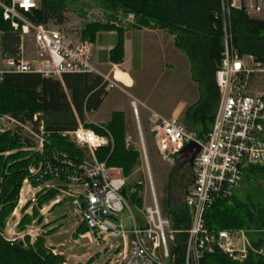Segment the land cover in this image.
I'll return each mask as SVG.
<instances>
[{
	"label": "built area",
	"instance_id": "obj_1",
	"mask_svg": "<svg viewBox=\"0 0 264 264\" xmlns=\"http://www.w3.org/2000/svg\"><path fill=\"white\" fill-rule=\"evenodd\" d=\"M38 2L0 0L2 19L9 22L11 30L20 39L15 55L4 53L0 47V81L6 74H38L43 78L61 79L65 74L91 73L104 79L106 92L119 88L117 80H110L93 66L92 44L82 40L80 32L74 30L70 34L63 28L35 25L26 19L24 13L37 9ZM241 6V0H220L224 28L230 10L240 9ZM243 7L247 13L261 10L253 4ZM129 17L133 18L132 15ZM27 36L36 51L33 58L25 57L24 39ZM257 75H264V67L256 63L252 56H239L225 28L222 58L215 73L218 106L207 135L199 137L196 131L187 129L178 117H163L149 112L148 122L162 156L172 155L175 158L189 144L199 146L193 162V181L183 197V204L190 215V227L185 231L183 264H201L204 254H214L217 250L235 261H242L251 247L242 231L238 235L231 231H209L204 215L214 203L231 198L241 188L247 168L264 165L263 95L250 93ZM130 105L139 122V103L133 100ZM32 120L0 116V133L7 131L6 125L27 129L31 142L26 150L41 156L27 170L36 186L28 179L23 181L17 206L6 221V240L13 243L27 237L35 241L44 236L50 230L38 222L39 218H44L66 198H72L79 225L85 224L87 232L97 239L113 241L109 245L115 252L113 264H174L172 248L180 231L174 230L170 219L163 215L150 173L147 182L151 203L144 204L141 209L145 225L138 228L132 224L129 231H125L118 217L128 201L121 195L125 189L128 198L127 179L120 169L99 164L95 159V153L107 147L109 139L82 125L74 131L61 133L82 151L83 159L77 162L45 142L42 115L35 114ZM27 124H31L32 128L29 129ZM142 148L146 156L143 144ZM129 189L130 195L139 193L138 186ZM48 190L59 194L38 207L37 193ZM26 204L29 205L23 211ZM34 208L38 210L37 217H33ZM21 212L31 218V224L22 233L16 232Z\"/></svg>",
	"mask_w": 264,
	"mask_h": 264
},
{
	"label": "trees",
	"instance_id": "obj_2",
	"mask_svg": "<svg viewBox=\"0 0 264 264\" xmlns=\"http://www.w3.org/2000/svg\"><path fill=\"white\" fill-rule=\"evenodd\" d=\"M66 1L39 0L38 8L24 13V16L35 25H61L65 21ZM101 2L111 13L120 11L132 15L135 20L133 28L158 29L173 37L175 47L188 59L191 79L197 84L199 93L198 100L185 109L181 122L187 129L196 131L199 137H205L209 132L218 106L215 73L222 58L224 29L239 56H252L256 63L264 67V20L250 16L243 5L240 9L230 10L224 28L220 0ZM102 31H115L118 34V43L109 52V62L120 64L123 58V29L115 26V20L88 24L81 31V39L92 44L96 34ZM0 34L2 51L15 55L20 39L11 30L9 22L2 19L1 11ZM106 87L107 83L100 75L91 73L65 74L61 79L43 78L38 74H6L0 81V115L10 114L33 121V115L41 113L46 140L51 148L69 157H79L80 152L60 134L74 131L80 125L95 133H102L99 127L86 123L85 119L86 115L100 108L108 94ZM262 99L264 101V94ZM123 126V114L113 113L110 122L103 128L111 133L114 147L112 151L110 147L102 148L99 159L106 165L122 168L124 175L128 176L136 164L137 153L125 145ZM26 147L15 136L0 135V264H64L63 257L53 255L45 248V236L49 235V231L37 238L33 246L27 241L26 246L19 245L17 241L10 243L3 237L6 221L17 206L23 180L27 177L36 186L27 173V167L35 164L41 156L26 150ZM257 180H264V165L247 168L241 188L231 198L214 203L204 215L205 226L212 232L255 230L248 234L251 247L246 257L242 262L235 261L217 250L214 254H204L201 264H264V233H260L264 232V185ZM128 187H137V183L127 184ZM168 193L162 200V213L170 219L172 228L180 231L175 237L172 252L174 264H183L185 231L190 227V215L183 201L175 203L173 195ZM55 194L56 191L52 190L37 193L38 207L53 199ZM37 215L38 210L34 208L33 216ZM27 219L29 217L25 215L18 225L20 229L28 223ZM86 231L85 224L75 229L76 235Z\"/></svg>",
	"mask_w": 264,
	"mask_h": 264
},
{
	"label": "rangeland",
	"instance_id": "obj_3",
	"mask_svg": "<svg viewBox=\"0 0 264 264\" xmlns=\"http://www.w3.org/2000/svg\"><path fill=\"white\" fill-rule=\"evenodd\" d=\"M64 16L65 21L61 25L49 23L48 26L52 28H63L65 32L70 34H72L75 30L80 32V35L81 31L91 23L103 24L115 20L116 23L118 21V23L123 24L126 28H133L135 26L134 18H130L129 15H125L120 11L117 13H111L106 9L101 0H67L66 12ZM112 32L113 31H102L96 34L94 41L95 49L100 52V57L96 63L100 67L104 66L108 60L109 53L106 51L108 47L107 45L113 43L114 41L115 45L118 43V34L116 32ZM133 32L135 45L132 52L129 53L131 56H129L130 58L127 61V68L129 71L133 72L132 75L135 82L133 89L128 90L130 96L125 95L126 92L123 94V91L126 90L123 84L117 81L119 88L112 89L106 95L100 108L96 112L86 115L85 119L86 123H92L102 130V133L96 134L100 137H107L109 139V145L104 148L110 147V151H112L114 147L113 137L111 133L103 127L109 123L108 121L113 112L122 113L124 122V131L122 133L123 140L126 146L131 147L137 153L136 164L132 167L128 176L124 175L122 168L107 165L120 169L123 176L127 179V184L131 185L132 183H137L139 188V193L136 195H130L128 191L130 190L129 187L127 189L128 201L125 203L123 212L120 213L118 217V221L122 224L125 231H129L132 224L138 228H142L145 225V219L141 209L144 204L150 205L151 203L149 182H147L148 173H150L155 195L161 209L162 200L169 195L167 188L168 178L173 168L175 158L172 155L162 156L160 154L156 146L155 137L151 132V127L148 122L149 112H156L163 117L175 116L181 121L183 113L182 109L184 105L190 101L191 95L193 96V91H190L188 87L189 82L186 61L183 59V63H181L182 61L180 62L179 59V62H175L174 57L170 52L163 53L164 57L161 58L157 56L149 58L146 61V65L143 67L141 53L138 49L141 32L138 30H134ZM24 41L25 57L33 58L36 55V51L33 43L31 42V38L27 36ZM105 76H108L110 80H115L114 73L112 72ZM257 76L253 79L250 93L254 95H263L264 75ZM133 99H135V101L137 100L139 103L137 106L139 112V122L135 118L132 107L130 106L131 100L133 101ZM37 114L42 115L41 113ZM5 115L12 116L10 114L0 116ZM20 118L22 121H25L22 117ZM26 126L29 129L32 128L31 124H27ZM6 129L7 131L0 133V135L9 134L17 137L23 145H30V143H27L31 142L27 129L21 128L19 125H6ZM61 137L68 141L66 137H63L62 135ZM44 138L45 142H47V134L44 135ZM142 144L144 145L146 156H144ZM72 146L81 154L79 157L74 156L73 158H75V161L77 162L81 161L83 159L82 151L74 145ZM101 149L95 153V159L99 164L106 165L104 161H100L99 159ZM30 165L27 167V170ZM26 179L28 178L26 177L24 180ZM257 181L260 185H264V180ZM57 194L59 193L56 192L55 196ZM237 194L240 195L242 192H238ZM130 196L133 198L129 199ZM175 196H173L175 203L183 201V199H179ZM74 211L75 208L73 205V199L66 198V200L62 203L55 205L53 209L41 219V222L39 223L43 224L44 228H48L50 230L49 235L45 236V248L53 255L63 257L65 260L64 264H113L114 259L112 260V258L115 255V252L112 248H109V245H111L113 241L105 242L102 239H97L93 234H89L87 231L76 235L75 229L79 226V219L75 215ZM24 215L25 213L23 212L19 214L18 217L20 222L23 221ZM27 220L28 223L23 229H20L17 226L16 232L19 231L22 233V231H24L25 228L31 224V218L29 217ZM51 228H53L52 232ZM227 231L237 233L236 235H238L239 231H242L245 233L246 239L249 242L250 240L248 238V234L255 232V230L250 229ZM260 233L262 234L264 232L260 231ZM3 237L5 239L7 238L4 234ZM19 240L22 242V246H26V241L29 245L33 246L36 241H31L27 237ZM19 240H17V242H19Z\"/></svg>",
	"mask_w": 264,
	"mask_h": 264
},
{
	"label": "crops",
	"instance_id": "obj_4",
	"mask_svg": "<svg viewBox=\"0 0 264 264\" xmlns=\"http://www.w3.org/2000/svg\"><path fill=\"white\" fill-rule=\"evenodd\" d=\"M248 4H253L255 6L260 7V9H261L260 12H251L248 14L254 18L264 20V0H241V5L245 6ZM115 26L123 29V58H122V62L120 64H112L109 62V55H108L107 63L104 64V66L100 67L96 63V61H98V58L100 57L99 56L100 52H98L99 50L95 49V44L92 43V48H93L92 64L100 74L107 75V74L112 72V73H114L115 80H117L118 82H120V81L116 78L117 74L127 76V79L129 81L128 84L123 83V82H121V83L123 84V86L126 90L125 91L126 94L125 93H123V94L130 96L128 93V90L133 89L135 82H134V78L132 75L133 72L129 71V69L127 68V66H128L127 61L130 58L129 56H131L129 53L132 52V50L134 49V45H135L134 39H133V34H134L133 31L138 30L141 32V39H140V43L138 45V49L140 50V53H141V59H142L143 67L146 65V61L149 58L155 57V56H157L159 58L164 57L163 53H170L171 52V54L174 57L175 62H179V59L181 62L184 59L187 63V75H188V82H189L188 87H189L190 91H193V96L191 95L190 101H188V103H186L184 105L182 112L184 113L185 109L188 106L194 104L198 100V98H199L198 86L191 79L188 59L182 51L175 48L174 39L172 36H170L165 31L157 30V29H153V28H126L123 24L118 23V21H117V23L115 22ZM112 33H115V31H113ZM114 45H115V41L113 43L107 45L108 47H107L106 51L109 53L110 50L113 49ZM180 52H181V54H180ZM181 63H183V61ZM133 100H135V99H133ZM172 112H174V111H172ZM113 113H116V112H113ZM183 113H182V115H183ZM89 114H91V113H89ZM110 119H111V116H110ZM110 119L108 122H110Z\"/></svg>",
	"mask_w": 264,
	"mask_h": 264
},
{
	"label": "flooded vegetation",
	"instance_id": "obj_5",
	"mask_svg": "<svg viewBox=\"0 0 264 264\" xmlns=\"http://www.w3.org/2000/svg\"><path fill=\"white\" fill-rule=\"evenodd\" d=\"M193 162L191 152H180L174 159V165L168 178V191L183 199L186 190L193 181ZM171 190V191H170Z\"/></svg>",
	"mask_w": 264,
	"mask_h": 264
},
{
	"label": "water",
	"instance_id": "obj_6",
	"mask_svg": "<svg viewBox=\"0 0 264 264\" xmlns=\"http://www.w3.org/2000/svg\"><path fill=\"white\" fill-rule=\"evenodd\" d=\"M183 153H186V152H191L193 158H195V156L197 155V153L199 152V146L195 143H191L189 144L188 146H186L184 148V150L182 151ZM178 156V155H177ZM121 195L127 200V196H126V193H125V189L122 190L121 192ZM19 245L22 246V242L19 240Z\"/></svg>",
	"mask_w": 264,
	"mask_h": 264
},
{
	"label": "bare ground",
	"instance_id": "obj_7",
	"mask_svg": "<svg viewBox=\"0 0 264 264\" xmlns=\"http://www.w3.org/2000/svg\"><path fill=\"white\" fill-rule=\"evenodd\" d=\"M228 28V27H227ZM231 41V40H230ZM224 42V41H223ZM258 77V76H257ZM260 77V76H259ZM116 78L120 81V82H123V83H126L128 84V79H127V76H124V75H120V74H117L116 75ZM261 252V251H260ZM242 262V261H241Z\"/></svg>",
	"mask_w": 264,
	"mask_h": 264
}]
</instances>
